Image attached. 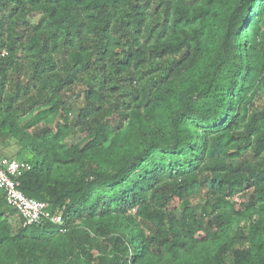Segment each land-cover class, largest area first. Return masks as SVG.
<instances>
[{
	"label": "trees",
	"instance_id": "16d2710c",
	"mask_svg": "<svg viewBox=\"0 0 264 264\" xmlns=\"http://www.w3.org/2000/svg\"><path fill=\"white\" fill-rule=\"evenodd\" d=\"M11 145L0 264H264V0H0Z\"/></svg>",
	"mask_w": 264,
	"mask_h": 264
},
{
	"label": "built area",
	"instance_id": "2783aa9c",
	"mask_svg": "<svg viewBox=\"0 0 264 264\" xmlns=\"http://www.w3.org/2000/svg\"><path fill=\"white\" fill-rule=\"evenodd\" d=\"M28 169L29 164L0 153V190L4 192L8 205L24 219L25 225L40 224L45 220L62 224L61 215L49 214L45 202L29 198L21 191L19 178Z\"/></svg>",
	"mask_w": 264,
	"mask_h": 264
},
{
	"label": "crops",
	"instance_id": "0c3cea01",
	"mask_svg": "<svg viewBox=\"0 0 264 264\" xmlns=\"http://www.w3.org/2000/svg\"><path fill=\"white\" fill-rule=\"evenodd\" d=\"M12 147L9 149V148H7V147H5L4 149H3V155L4 156H6V157H8V158H11V156L13 155V153L14 152H16V150H17V148H16V146L15 145H11Z\"/></svg>",
	"mask_w": 264,
	"mask_h": 264
},
{
	"label": "rangeland",
	"instance_id": "374dc122",
	"mask_svg": "<svg viewBox=\"0 0 264 264\" xmlns=\"http://www.w3.org/2000/svg\"><path fill=\"white\" fill-rule=\"evenodd\" d=\"M262 102H257V106H259ZM34 161V160H33ZM191 202H192V205L194 207H198L200 208L201 207V204L203 203L201 197H196V198H193L191 199Z\"/></svg>",
	"mask_w": 264,
	"mask_h": 264
},
{
	"label": "clouds",
	"instance_id": "9594fccd",
	"mask_svg": "<svg viewBox=\"0 0 264 264\" xmlns=\"http://www.w3.org/2000/svg\"><path fill=\"white\" fill-rule=\"evenodd\" d=\"M2 154V153H1ZM3 155V154H2ZM4 156V155H3ZM6 157V156H5ZM8 158V157H7ZM9 159H12V158H9Z\"/></svg>",
	"mask_w": 264,
	"mask_h": 264
}]
</instances>
